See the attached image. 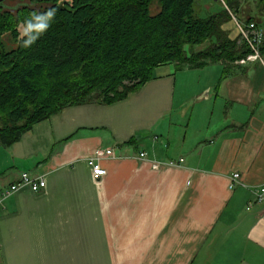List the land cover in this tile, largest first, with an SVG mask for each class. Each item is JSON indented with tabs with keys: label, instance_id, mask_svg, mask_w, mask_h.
<instances>
[{
	"label": "crops",
	"instance_id": "1",
	"mask_svg": "<svg viewBox=\"0 0 264 264\" xmlns=\"http://www.w3.org/2000/svg\"><path fill=\"white\" fill-rule=\"evenodd\" d=\"M207 65L221 73L201 87L177 92V73L200 68L163 64L126 98L67 106L5 147L0 264H264V56ZM96 149L112 150L97 188ZM22 172L46 187L3 197Z\"/></svg>",
	"mask_w": 264,
	"mask_h": 264
},
{
	"label": "trees",
	"instance_id": "2",
	"mask_svg": "<svg viewBox=\"0 0 264 264\" xmlns=\"http://www.w3.org/2000/svg\"><path fill=\"white\" fill-rule=\"evenodd\" d=\"M152 1L31 0L14 12L0 6V146H11L67 106L126 98L160 65L221 62L228 69L251 53L245 40L238 42V29L232 39L224 28L238 0H223V10L204 17L195 11L197 0H157L155 14ZM235 18L261 25L264 0L256 1L255 13ZM5 33L15 48L5 50ZM259 51L263 57L264 34Z\"/></svg>",
	"mask_w": 264,
	"mask_h": 264
},
{
	"label": "rangeland",
	"instance_id": "3",
	"mask_svg": "<svg viewBox=\"0 0 264 264\" xmlns=\"http://www.w3.org/2000/svg\"><path fill=\"white\" fill-rule=\"evenodd\" d=\"M30 1L31 0H5L3 7L6 8V10H11L12 12H14L13 10L16 6L20 7L23 3L29 4ZM245 1L246 0H238L237 5L233 4L229 8L231 13L235 17L240 16L241 18L245 19L244 17L247 16L248 14L255 13V7H256V1L257 0H248V3H246ZM254 1H255V3H254ZM35 6L37 7L38 10L40 9V7H43V5H34L32 7L35 8ZM224 7H225V4H224L223 0H197V5L195 7V11L199 17H204V16H207L208 14L219 12V11L223 10ZM158 8H159V5L157 3V0L152 1L151 7H150V13L155 14L158 11L157 10ZM261 25H263L262 28H264V23H261ZM224 28L226 31H229V37L230 38H232V39L236 38L238 31H237L236 25L234 24V21L232 19L224 24ZM18 29H19L20 34L22 35L24 33L23 27L19 26ZM3 42H4L5 50H10V49H13L16 47V43H14V41L12 40V36L10 33H5L3 35ZM204 46H199V47L196 46V47H194V49L198 50ZM184 49L187 52L188 46L185 45ZM188 54L189 53L187 52V55ZM234 63H236V62H234ZM215 69H216L215 67L212 68V66L208 67V65H206L205 67H202V68L198 69L197 71L195 70L196 72L192 71L187 75L182 76L180 73L179 74L177 73V80H176L177 92L179 91L178 88H180V87H184V88L186 87V88H192V89L196 88V86L201 87L202 85L206 84V78L205 77H208L207 78L208 82L210 80H214L215 78H217L218 74L221 73V72H219L220 70L215 73ZM199 70H200V72H199ZM196 73H198V74L200 73L201 77H198ZM188 93H189V91L184 92V94L181 98L186 99L188 96H190ZM176 102H177V98L175 99V103ZM4 148L5 147L0 146V154H2L4 152ZM62 180L71 181L74 179L73 178L71 179V177L68 175V176L63 177ZM91 181L93 183H95L96 188L101 186L100 184H97L96 181H93L92 179H91ZM4 184H6V180L0 176V187L4 186ZM98 191H99V188H98Z\"/></svg>",
	"mask_w": 264,
	"mask_h": 264
},
{
	"label": "built area",
	"instance_id": "4",
	"mask_svg": "<svg viewBox=\"0 0 264 264\" xmlns=\"http://www.w3.org/2000/svg\"><path fill=\"white\" fill-rule=\"evenodd\" d=\"M233 20L236 23V26L240 32L242 40H245L250 48L251 53L248 54L245 58L240 59L238 62L245 63L248 61H256L262 58L260 54L259 47L261 45L264 31L257 26L254 22H250L247 25H242L235 17ZM111 149H96L94 151V156L88 160V166L90 168L91 178L94 181H99L102 177L105 176L106 170L103 169L100 162L106 156L111 155ZM145 156L144 153L140 154V157ZM232 181H239V174L234 173L232 175ZM46 187L45 177L43 175L33 176L27 172H22L19 176V179L10 184L2 193L3 197H8L11 194L24 189L29 190L33 193L38 192ZM255 202L259 204H264V187H261L255 192ZM251 206V203L248 205ZM264 215V208L262 209Z\"/></svg>",
	"mask_w": 264,
	"mask_h": 264
},
{
	"label": "water",
	"instance_id": "5",
	"mask_svg": "<svg viewBox=\"0 0 264 264\" xmlns=\"http://www.w3.org/2000/svg\"><path fill=\"white\" fill-rule=\"evenodd\" d=\"M4 1L5 0H0V6H2V7L4 6Z\"/></svg>",
	"mask_w": 264,
	"mask_h": 264
}]
</instances>
